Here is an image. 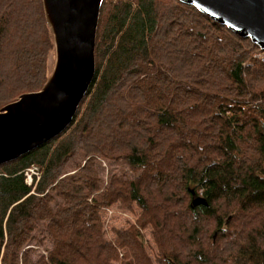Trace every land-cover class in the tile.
I'll return each mask as SVG.
<instances>
[{
    "label": "trees",
    "instance_id": "1",
    "mask_svg": "<svg viewBox=\"0 0 264 264\" xmlns=\"http://www.w3.org/2000/svg\"><path fill=\"white\" fill-rule=\"evenodd\" d=\"M52 53L41 0H0V108ZM263 54L178 0H103L72 122L0 165V264H154L148 224L158 264H264ZM131 202L108 240L102 208Z\"/></svg>",
    "mask_w": 264,
    "mask_h": 264
},
{
    "label": "water",
    "instance_id": "2",
    "mask_svg": "<svg viewBox=\"0 0 264 264\" xmlns=\"http://www.w3.org/2000/svg\"><path fill=\"white\" fill-rule=\"evenodd\" d=\"M178 1L264 50V0ZM102 2L41 0L53 43L47 78L39 90L22 93L0 108V165L44 145L72 122L95 75ZM192 205H206V201L195 196Z\"/></svg>",
    "mask_w": 264,
    "mask_h": 264
},
{
    "label": "rangeland",
    "instance_id": "3",
    "mask_svg": "<svg viewBox=\"0 0 264 264\" xmlns=\"http://www.w3.org/2000/svg\"><path fill=\"white\" fill-rule=\"evenodd\" d=\"M126 171L128 172V170ZM35 172H38V169H36ZM30 174L31 173L29 172V175ZM142 215V209L135 202L130 203V209H121L117 206V204L108 208H102L101 216L103 219V230L105 237L108 240H113V229L124 230L132 224L135 225L136 221H138ZM151 231L152 227L150 224L146 225L144 228L139 227L140 240L143 243L144 248L146 249L154 264H158L156 262L157 249Z\"/></svg>",
    "mask_w": 264,
    "mask_h": 264
},
{
    "label": "built area",
    "instance_id": "4",
    "mask_svg": "<svg viewBox=\"0 0 264 264\" xmlns=\"http://www.w3.org/2000/svg\"><path fill=\"white\" fill-rule=\"evenodd\" d=\"M262 58L264 59V54L262 55ZM35 170H36V168H32V169H29V170L25 173V175H26V179H25V181H26V183H27L28 185H30V184L32 183V181H33V176H34V175L37 176V178H38V176H39V173H38V172H35ZM29 172L31 173L30 175H29Z\"/></svg>",
    "mask_w": 264,
    "mask_h": 264
},
{
    "label": "bare ground",
    "instance_id": "5",
    "mask_svg": "<svg viewBox=\"0 0 264 264\" xmlns=\"http://www.w3.org/2000/svg\"><path fill=\"white\" fill-rule=\"evenodd\" d=\"M238 143V142H237ZM241 146V145H240ZM168 158V157H167Z\"/></svg>",
    "mask_w": 264,
    "mask_h": 264
}]
</instances>
